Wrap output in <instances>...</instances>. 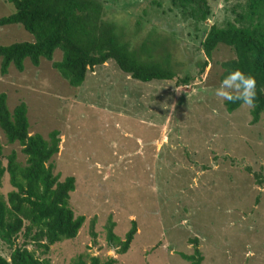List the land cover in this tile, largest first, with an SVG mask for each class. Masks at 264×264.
Returning <instances> with one entry per match:
<instances>
[{
    "label": "rangeland",
    "instance_id": "rangeland-1",
    "mask_svg": "<svg viewBox=\"0 0 264 264\" xmlns=\"http://www.w3.org/2000/svg\"><path fill=\"white\" fill-rule=\"evenodd\" d=\"M102 1V18L121 39L131 49L144 45L176 77L141 82L108 59L73 87L51 66L62 57L59 49L51 60L41 57L33 66L25 58L21 70L9 64L0 73L7 108L25 104L29 134L58 132L52 173L74 178L68 204L84 220L73 239L49 247V264L90 256L116 264H190L180 254H191L194 245L200 264H264V116L252 123L249 106L227 112L215 96L219 63L232 57L228 47L219 44L200 74L197 65L208 26L230 19L238 0H208L211 16L196 29L166 0L159 6ZM12 11L0 0V16ZM32 39L19 24L0 26V44ZM185 73L192 79L176 85ZM0 144L1 166L11 152L24 164L20 145L6 142L1 130ZM11 189L4 172L0 194ZM131 221L133 238L118 253L107 244L106 227L123 240ZM0 254H8L2 243Z\"/></svg>",
    "mask_w": 264,
    "mask_h": 264
},
{
    "label": "trees",
    "instance_id": "trees-1",
    "mask_svg": "<svg viewBox=\"0 0 264 264\" xmlns=\"http://www.w3.org/2000/svg\"><path fill=\"white\" fill-rule=\"evenodd\" d=\"M6 1L13 6V11L0 16V26L19 24L33 39L0 44L2 74L9 64L21 70L25 58L33 66L41 57L51 60L53 51L59 49L62 57L59 61H52L51 66L73 87L80 85L88 69L108 59H112L129 77L141 82L176 77L174 71L162 66L163 63L151 60L144 45L131 49L127 41L121 39L114 24L102 18V0ZM161 1L151 0L157 6ZM166 1L195 29L211 16L208 0ZM238 1L231 7V18L210 24L199 41L204 59L197 62L198 73L203 72L211 52L219 44L228 47L232 57L219 63V78L222 81L229 71L241 69L256 79V99L249 108L250 122L254 123L260 114L264 116V0ZM191 79V75L185 73L175 80V84H186ZM223 103L227 112L241 104ZM0 130L6 142L20 145L25 156L21 165L11 152L6 156V165H0V179L7 172L12 187L5 196L0 194V243L8 248L7 256L0 254V264H49L45 257L49 247L62 240L73 239L84 220L82 215L75 216L68 204L74 178L65 176L58 180V174L51 171L49 160L58 151V132L51 130L46 138L36 133L29 134L25 104L19 102L9 110L3 92H0ZM254 177L258 183L261 182L259 173ZM134 233L133 221L123 240L113 235L111 227L107 226V244L116 252L123 253ZM193 243L196 244L194 239ZM180 256L190 264H200L202 259L195 245L191 254ZM74 264L116 262L112 257L100 262L96 256H90L87 262L79 259Z\"/></svg>",
    "mask_w": 264,
    "mask_h": 264
},
{
    "label": "clouds",
    "instance_id": "clouds-1",
    "mask_svg": "<svg viewBox=\"0 0 264 264\" xmlns=\"http://www.w3.org/2000/svg\"><path fill=\"white\" fill-rule=\"evenodd\" d=\"M256 79L241 69H234L220 82L215 89V96L230 103L241 102L242 105L253 106L256 99Z\"/></svg>",
    "mask_w": 264,
    "mask_h": 264
}]
</instances>
